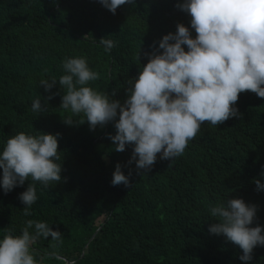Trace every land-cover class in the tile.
<instances>
[{
    "label": "trees",
    "instance_id": "1",
    "mask_svg": "<svg viewBox=\"0 0 264 264\" xmlns=\"http://www.w3.org/2000/svg\"><path fill=\"white\" fill-rule=\"evenodd\" d=\"M180 3L134 0L113 14L98 0H0V148L18 132L59 134V182L45 188L29 178L7 194L0 190V237L19 235L28 220L61 233L59 245L41 238L30 246L37 264H243L238 246L208 233L218 222L208 208L236 198L255 206L249 227L264 233V191L253 182L264 183V98L239 93L238 117L202 122L182 156L157 154L149 169H136L128 163L133 145L116 152L108 139L114 121L89 130L82 114L60 107L58 82L47 91L40 84L64 74L65 58L84 57L98 74L89 86L123 104L148 54L162 52L160 39L177 24L189 27ZM101 38L114 41L109 52ZM36 99L40 113L31 109ZM116 164L127 187L110 184ZM29 183L37 200L26 216L19 195ZM53 246L59 259L48 255ZM251 257L248 264H264V246Z\"/></svg>",
    "mask_w": 264,
    "mask_h": 264
},
{
    "label": "clouds",
    "instance_id": "2",
    "mask_svg": "<svg viewBox=\"0 0 264 264\" xmlns=\"http://www.w3.org/2000/svg\"><path fill=\"white\" fill-rule=\"evenodd\" d=\"M98 3L114 14L117 7L134 0ZM177 7L190 15L189 27L195 37L191 38L189 27L180 24L175 34L164 35L158 43L162 52L148 54V62L130 82L123 104L89 86L98 74L84 57L65 58L64 74L51 83H40L47 91L58 82L64 90L60 107L73 115L82 114L89 130L114 121L115 135L108 139L116 152L124 151L126 144L133 145L128 163L134 160L136 169H149L157 154L162 160L182 156L202 122L217 126L238 117L234 105L239 93L247 90L264 98V0H183ZM99 44L105 52L114 47L111 39L101 38ZM31 109L42 112L39 99L31 102ZM64 122L70 125L72 120ZM58 135L18 132L7 138L0 148V190L7 194L29 178L45 188L59 182ZM260 175L264 179V170ZM253 182L257 191H264V183ZM110 184L128 186L120 164L115 165ZM19 200L24 205L23 214L30 215L29 209L37 200L32 184ZM208 212L218 221L209 226L208 233L223 235L238 246L242 252L238 259L248 264L253 248L264 246L261 226L249 227L255 206L236 198L210 206ZM41 238H51L59 245L61 233L34 220L26 221L19 235L5 232L0 237V264H37L30 246ZM48 255L59 259L55 246Z\"/></svg>",
    "mask_w": 264,
    "mask_h": 264
},
{
    "label": "water",
    "instance_id": "3",
    "mask_svg": "<svg viewBox=\"0 0 264 264\" xmlns=\"http://www.w3.org/2000/svg\"><path fill=\"white\" fill-rule=\"evenodd\" d=\"M95 237V236H94Z\"/></svg>",
    "mask_w": 264,
    "mask_h": 264
}]
</instances>
